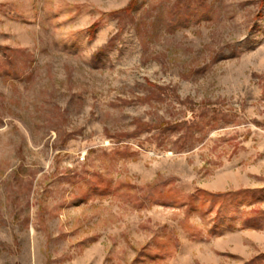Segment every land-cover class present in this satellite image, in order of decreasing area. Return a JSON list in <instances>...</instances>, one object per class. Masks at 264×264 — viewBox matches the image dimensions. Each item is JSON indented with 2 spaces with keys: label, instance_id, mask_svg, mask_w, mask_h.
I'll list each match as a JSON object with an SVG mask.
<instances>
[{
  "label": "rangeland",
  "instance_id": "1",
  "mask_svg": "<svg viewBox=\"0 0 264 264\" xmlns=\"http://www.w3.org/2000/svg\"><path fill=\"white\" fill-rule=\"evenodd\" d=\"M0 264H264V0H0Z\"/></svg>",
  "mask_w": 264,
  "mask_h": 264
}]
</instances>
